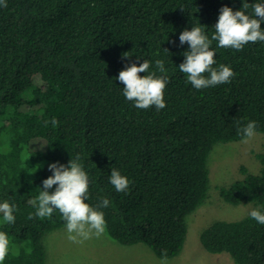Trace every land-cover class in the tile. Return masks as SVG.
Masks as SVG:
<instances>
[{
  "label": "trees",
  "instance_id": "obj_1",
  "mask_svg": "<svg viewBox=\"0 0 264 264\" xmlns=\"http://www.w3.org/2000/svg\"><path fill=\"white\" fill-rule=\"evenodd\" d=\"M256 3L264 0H0V203L16 205L14 224L0 213V231L19 249L3 264H46L44 238L66 221L58 210L37 217L32 201L53 175L49 165L77 155L89 175L85 202H110L98 209L110 236L145 243L161 258L182 252L188 217L210 196L215 145L245 139L239 130L250 121L264 133V41L239 51L213 41V67L229 66L234 76L198 90L180 71L190 49L179 37L201 26L211 38L224 6L247 4L251 16ZM144 60L148 73L169 80L163 109H138L117 79ZM257 158L259 171L243 169L220 195L264 213V151ZM112 169L131 181L124 192L110 183ZM199 237L236 264H264V224L250 213L215 220Z\"/></svg>",
  "mask_w": 264,
  "mask_h": 264
},
{
  "label": "clouds",
  "instance_id": "obj_2",
  "mask_svg": "<svg viewBox=\"0 0 264 264\" xmlns=\"http://www.w3.org/2000/svg\"><path fill=\"white\" fill-rule=\"evenodd\" d=\"M3 6L7 7V3L4 2ZM247 7V4H243V10L233 11L232 8L224 6L220 10L215 33L211 38L205 34L201 26H193L192 30H184L180 34V44L187 43L190 50L184 54L186 59L179 68L182 73L187 74V79L194 88L199 90L229 83L234 76V71L229 66L221 64L219 68L213 67L216 63L214 59L216 53L211 47L213 41H218L220 48H232L238 51L250 42L264 41V31L261 29V23H264V3H256L254 14L251 16L244 10ZM155 63L160 73L166 72L164 61L157 60ZM149 67L148 60H144L139 66L132 63L125 70L120 71L117 79L124 85V96L128 101L134 102L135 107L148 109L155 106L157 110H160L166 107L164 91L169 80L166 75L158 76L156 72L148 73ZM144 72L148 74L141 77L140 73ZM205 73L208 75L205 76ZM57 123L53 119L52 124ZM256 128L257 122L250 121L239 130L246 138L245 143L255 136ZM79 161L80 157L77 155L76 159H71L67 166L59 162L50 164L49 171L53 175L43 181L42 191L36 200L32 201L33 204L38 201L35 214L37 217H51L54 210L62 214L66 221L68 239L73 243L89 239L93 233L99 237L105 232V215L98 209L107 208L110 203L107 198H104L97 207L85 202L88 197L89 175ZM110 183L118 192H124L131 181L121 175L119 170L112 169ZM54 185L57 186L55 191L50 192ZM15 210L16 205L10 204L7 200L0 203L3 221L8 224L15 223ZM250 216L259 224H264V213L260 210L253 209ZM32 218L34 217H29V219ZM10 251L14 255H19V249L11 247L8 234L0 231V264H3Z\"/></svg>",
  "mask_w": 264,
  "mask_h": 264
},
{
  "label": "rangeland",
  "instance_id": "obj_3",
  "mask_svg": "<svg viewBox=\"0 0 264 264\" xmlns=\"http://www.w3.org/2000/svg\"><path fill=\"white\" fill-rule=\"evenodd\" d=\"M245 139L220 142L212 150L208 161L210 196L189 215L187 240L179 255L161 258L145 243L126 245L117 241L107 229L99 237L93 233L91 238L73 243L64 226L44 238L46 264H236L226 252H209L199 235L215 220H237L255 208L251 202L229 203L220 195L221 187L243 179V169L254 172L260 169L257 154L264 151V133L256 132L247 143Z\"/></svg>",
  "mask_w": 264,
  "mask_h": 264
}]
</instances>
